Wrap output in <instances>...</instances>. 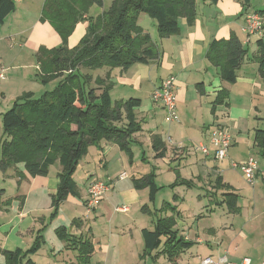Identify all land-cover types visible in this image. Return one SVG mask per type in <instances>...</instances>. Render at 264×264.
<instances>
[{
  "label": "crops",
  "instance_id": "0c3cea01",
  "mask_svg": "<svg viewBox=\"0 0 264 264\" xmlns=\"http://www.w3.org/2000/svg\"><path fill=\"white\" fill-rule=\"evenodd\" d=\"M88 1L90 4L83 21H78L67 37L66 43L70 49L77 46L85 35L88 20L101 16L107 10L103 0ZM14 2L15 10L0 24V72L3 71L6 76L0 82V98L10 94L7 86L32 79L36 81L38 50L57 48L62 43L51 18L42 19L44 3L41 2L38 8L34 0ZM217 3L196 0L194 17L178 18L177 34L159 38L156 32V41L151 35L159 58L146 65L148 70L145 73L151 69L148 78L142 75L145 74L144 70L131 72L136 64L127 69L115 66L101 70L102 76L109 73L113 84L110 95L114 93L116 101L126 100L128 96L140 99L141 105L135 110V115L141 131L134 136L131 164L118 145L105 139L88 146L86 155L79 161L77 168L80 164L86 169L93 163L98 164L105 171L102 178L109 185L107 194L92 213L86 211L84 203L93 172L85 176L84 189H79L76 184L77 197L70 195L56 205L52 198L57 193L60 168L54 179L46 181L44 176L40 178L42 184L39 187L32 185L40 177L37 176L31 182H26L28 187L25 191L16 192L12 198L16 200L8 203L7 199L3 202V197H0V204H6L8 209L4 224L8 229L0 243V250L26 251L38 241L40 248L30 257L33 264H199L203 258L214 261L224 259L231 263H238L244 258H248L251 264L264 262V141L259 139L255 142V132L264 129V122L259 121L249 137L244 138L242 134L249 132L250 123L242 129L245 120L250 122L261 111L256 97L264 99V70H259L258 64L248 57L247 52L236 72L235 82L228 83L207 58L213 41L228 39L231 35H235L248 50L250 44L256 46L258 39L248 37L242 31L245 13L254 10H249V7L245 10L241 4L238 6L229 0H219ZM230 7L235 14L231 18L228 17ZM54 13L52 10L51 16ZM256 51L254 49L253 53ZM29 67L35 74L27 73L26 68ZM243 69L248 72L245 73ZM154 70L156 76L152 79ZM167 77L175 78L178 122L167 123L162 107L150 100L153 89ZM221 91L226 94L220 96L221 103L216 104ZM234 95H242L243 100H232ZM207 113L212 116V123H203L199 134V119L203 120ZM215 125L227 127L232 135L230 150L233 155L228 157L227 154L229 161L224 163L226 170L220 169L209 143L210 132ZM164 131L168 133L163 139ZM152 136H159L164 143L166 152L162 159L155 158ZM169 138L172 143H169ZM197 145L207 146L209 154L195 152L193 146ZM178 146L182 149H178ZM133 147L139 149L137 154L133 152ZM143 148H149L152 154L147 156ZM231 156L234 159H230ZM249 157L259 162L256 181L251 188L238 172H227L231 162H244ZM151 159L162 160L168 169L161 170L159 166L151 164ZM138 160L145 166L149 165V169L135 168L130 175L126 174V178L118 179L125 172L127 163L134 167ZM109 167L112 170L106 174ZM164 171L169 174L161 175ZM148 175L156 187L152 199L148 188L137 189L133 184L134 179ZM160 179L161 184L158 183ZM24 180L29 181L26 176ZM126 180L129 182L126 183ZM183 187L203 189V195L210 200L208 212L213 213V206H225L233 221L230 226H241L242 231L228 242L229 237L224 235L221 238L222 232L229 229L221 217L209 216L205 219L201 214L195 216L194 212H190L193 223L185 225L179 211L184 199L179 195H173L171 201H164L159 209L156 208L161 190L169 188L177 192ZM163 218L172 220L171 228L161 234L155 248L149 249L145 245L143 231L157 230L158 222ZM194 225L196 228L192 230ZM61 230H64L66 238L62 237ZM196 247L198 251H194ZM3 263L4 257L0 253V264Z\"/></svg>",
  "mask_w": 264,
  "mask_h": 264
},
{
  "label": "trees",
  "instance_id": "16d2710c",
  "mask_svg": "<svg viewBox=\"0 0 264 264\" xmlns=\"http://www.w3.org/2000/svg\"><path fill=\"white\" fill-rule=\"evenodd\" d=\"M219 0H209L215 4ZM245 10L250 0H238ZM195 0H113L110 7L95 19H89L85 35L77 46L68 48L67 37L90 4L88 0H51L44 3L42 19L51 18L62 43L53 49L40 48L36 54L38 70L35 79L39 83L60 78L52 91L45 92L39 99L32 93H24L21 100L1 114V124L6 139L8 156L15 162L24 163L26 173L31 177H43L56 163L59 185L53 196L54 205L68 196H78L73 179L79 161L86 155L90 145L100 139L118 145L131 164V147L135 134L141 131L135 110L141 105L139 98L112 100V82L109 73L98 76L94 85L86 71L105 67L127 69L134 64H148L159 58L150 36L136 25L139 13H147L156 22L159 38H166L179 32L178 18L192 19L196 12ZM101 5V2L98 1ZM53 6V7H52ZM15 10L14 0H0V24ZM54 10L56 13L50 12ZM264 16V12L256 11ZM257 51L252 56L259 70H264V39L256 42ZM248 49L235 35L228 39L213 41L207 58L219 69L221 76L234 83L236 72L241 67ZM221 91L216 104H220ZM264 141V129L255 132V142ZM152 151L155 158L165 157V146L159 136H152ZM258 143V142H257ZM264 143V142H263ZM259 145V144H258ZM264 147V144L262 145ZM26 175H24L25 177ZM23 177V178H24ZM137 189H149L150 197L156 191L151 176L133 180ZM172 220L160 219L157 230L143 231L147 248H155L161 234L170 230ZM61 235L65 237L64 230ZM40 248L36 243L28 250H0L3 264H33L30 257Z\"/></svg>",
  "mask_w": 264,
  "mask_h": 264
},
{
  "label": "rangeland",
  "instance_id": "374dc122",
  "mask_svg": "<svg viewBox=\"0 0 264 264\" xmlns=\"http://www.w3.org/2000/svg\"><path fill=\"white\" fill-rule=\"evenodd\" d=\"M112 1L113 0H103V5H104V7H106L105 9H108L110 7V5L112 4ZM34 2L38 8L41 7L42 0H34ZM229 2H232L238 6L240 5L238 0H229ZM197 3L199 4V2H197ZM218 4L219 3H217V5ZM39 5H40V7H39ZM248 6L250 8L249 10L264 12V0H250ZM212 8H215V7L213 6ZM198 9H199V7H198ZM212 16H214V14H212ZM234 16H235V14H233L232 8L230 7L228 10V17L231 18ZM135 21H136V25H138L140 27V29L143 30L144 33H147L150 36V38L152 35L154 37L155 41L158 40V37L156 35V31H155L156 30V22L154 20H152L147 13H142V12L139 13L137 15ZM151 41L153 42V44L156 48L157 46H156L155 42L152 40V38H151ZM254 49L256 50L257 46H255L253 43L250 44V48L248 50V57L249 58H251L252 55L254 54L253 53ZM146 65L147 64H136V67H134V69L131 72H133V71L142 72L144 70V73H145L148 70V67ZM101 70L102 69L86 71V69L82 68L83 72H87L90 75L91 85H94L95 80L98 76H102ZM26 71L28 74H35L34 70L31 69L30 67L26 68ZM243 71L245 73L248 72L247 69H243ZM139 72H135V74L137 75V74H139ZM150 72H151V69H149V71L147 73L142 74V75L144 76V78H148V75H150ZM155 76H156V70H154L153 73L151 74V78L155 79L154 78ZM30 79H31V77H30ZM60 80H61L60 78L54 79L45 85L42 82L39 83L37 80L33 81V79H32L30 82H23V83L17 82V84L7 86L6 89L8 91H10V94H8L6 96V98H0V115H1V113H4L8 109H10L13 106L14 102H16L17 100H21L22 95L24 93H32L33 94L32 98L39 99L45 92H50L56 86H58V84L60 83ZM0 88H1V85H0ZM111 96H112V100L114 101L115 97H116L115 94L113 93ZM128 97L130 98L133 96H128ZM236 99L243 100V96L242 95H240V96L234 95L232 97V100H236ZM256 99L255 100L257 101V103H259V105H261V111L259 114H257L258 116L255 118H252L250 122L248 120H245V122L242 124V129H243L244 127H246L250 123V126H248L249 132L247 133V131H244V133H242L244 138L250 136V131L252 132V129H254V127L257 126V123L259 121L264 122V99H262L259 96H257ZM236 104L234 103V105H236ZM204 116H205V118H203V120L199 119V134H201L200 128L202 127L203 123L209 124V125H211V123H212V116H210L208 113ZM220 118H223V117L220 116ZM259 119H261V120H259ZM167 133H168L167 131H164V133L162 134L163 139L166 137L165 134H167ZM172 133H174V132L171 131V136L174 137V135ZM145 134H147V133H145ZM4 136H5V133H4V130H3V127L1 124V118H0V197H3V202L7 199L8 203H9L10 200L11 201L16 200L15 198L12 199L13 197H15L16 192L17 191H25L26 188L28 187L27 183L31 182V180L35 179V177H31L26 173L24 163L15 162L13 158H10V156H8L7 151L9 150V148H7V146L3 145V141H4V139H6L7 136L6 137H4ZM230 148H229V150H230ZM143 149L145 150V153L147 156L152 154V151L149 148H148L149 150L147 148H143ZM241 149H244L243 146H241ZM132 150L135 154H137L139 152V149L134 148V147L132 148ZM229 150L227 153L228 157H229V155H233V153H231V150L230 151ZM230 159H234V158H232V156H231ZM124 160L126 161V159H124ZM151 160H153V159H151ZM228 161H229V159L227 160V158L223 161H219L218 164L220 165V169L226 170L224 168V166H225L224 163H226ZM151 164L156 165L157 167L159 166L161 170L166 171L168 169V168H166L167 166L164 165L162 160H155V161L153 160ZM163 166H165V168H163ZM59 168L60 167L58 164L51 166L48 169L47 175L44 176L45 180L49 181V180L54 179L56 172L58 171ZM135 168L136 169L137 168H140V169L146 168L144 170H147V169H149V165L148 166L143 165V163H141L140 160L137 161V164L134 167L129 165V163H127L126 168H125L126 174L130 175L135 170ZM230 168H228L229 171H227V172H232L234 174L237 173ZM111 170L112 169L109 167V171H107L106 174H109ZM165 171L161 172V175H164L165 173H167ZM92 172L94 174H93V176H91V178L92 177L93 178L98 177L99 179L105 181V178H102V176H104L105 171L103 169H101L98 164L93 163L90 165V167L88 169H86L83 164H80V166L73 173V179L76 181V184H77L79 189H84V181L86 180L85 176L88 175V173H92ZM167 174H169V173H167ZM24 175H26V177L29 179V181L24 180V178H23ZM171 176H172L171 179H173L172 173H171ZM226 177H228V174H226ZM40 178H42V177H37V181H34L35 183H32V185H34V186L37 185L39 187V185L42 184V183H40V181L42 180ZM128 180H126V183L129 182ZM158 183L161 184L162 179H160ZM247 186H249V188H251L250 185L247 184ZM203 193H204L203 189H199L196 187L193 189H188V188L186 189L185 187H183V188H180L177 192H173V191H171V189L166 188L164 190H161L158 193L159 195L157 196L155 206L157 209H159L164 201H167V200L171 201L173 195H179L181 198L184 199L183 206L179 208V211L181 212L182 221L185 225L189 226L193 223V219L190 220V212L191 213L194 212L195 216H198V217H199V214H201V216H204L205 219L208 218L209 216L211 218L221 217V219L223 220V223L225 225H227V228H229V229H225L222 232L224 234L221 235V238L225 235L226 238L229 237V239L227 240L228 242L232 241V239L239 233V231H242L243 227L236 226V225L230 226L233 223V221H231L232 218L228 215L225 206H223L222 208H220L221 206H213V208H212V209H214V210H212L213 213L210 214V212H208V210L210 209L209 208L210 200L206 196H204ZM199 196H204V197H202L199 200L198 199ZM5 206H6V204H4V203L0 204V243H1V241H3L4 237H6V233H7V229H8L7 227L4 226V224L6 223V220H7L6 218L8 217L7 215H5L6 210H8ZM41 206H43V203L41 204ZM91 213H92V211H91ZM196 223H197V226L199 227V220L198 219H197ZM195 228H196V225L192 226V230ZM234 231H236V232H234ZM228 233H230V234H228ZM238 242L239 241H237V243ZM198 249L199 248L196 247V248H194V251H196V250L198 251Z\"/></svg>",
  "mask_w": 264,
  "mask_h": 264
},
{
  "label": "built area",
  "instance_id": "2783aa9c",
  "mask_svg": "<svg viewBox=\"0 0 264 264\" xmlns=\"http://www.w3.org/2000/svg\"><path fill=\"white\" fill-rule=\"evenodd\" d=\"M51 0H42L43 3ZM242 31L248 37H254L257 39L264 38V16L256 11L246 12L244 15V24ZM6 76L3 71L0 72V82L5 80ZM150 100L152 103L158 104L165 112V121L167 123L178 122V114L176 110V98H175V78L167 77L163 79L158 87L153 89ZM169 143H172L171 138L168 139ZM209 143L214 152V157L218 161H223L227 158L228 150L232 144V135L227 127L221 125H215L209 137ZM178 149H182L178 146ZM195 152H201L204 155L209 154V148L205 145L193 146ZM230 167L232 170L238 172L245 182L251 187L254 186L256 181V173L259 170V162L254 157H249L244 162H231ZM125 172L118 176V179L122 180L126 178ZM109 190V185L99 179L91 178L87 187V200L85 201V209L87 212L93 211L103 199L105 194ZM199 264H251L248 258H244L238 263H231L224 259L212 260L210 258H203ZM264 264V262L262 263Z\"/></svg>",
  "mask_w": 264,
  "mask_h": 264
}]
</instances>
